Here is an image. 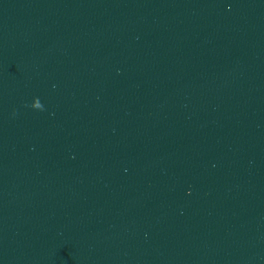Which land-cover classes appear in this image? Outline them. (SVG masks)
Masks as SVG:
<instances>
[{"label": "water", "instance_id": "obj_1", "mask_svg": "<svg viewBox=\"0 0 264 264\" xmlns=\"http://www.w3.org/2000/svg\"><path fill=\"white\" fill-rule=\"evenodd\" d=\"M0 264H264V0H0Z\"/></svg>", "mask_w": 264, "mask_h": 264}]
</instances>
